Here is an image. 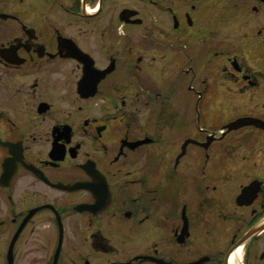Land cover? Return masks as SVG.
I'll use <instances>...</instances> for the list:
<instances>
[{"label": "flooded vegetation", "instance_id": "af4514ba", "mask_svg": "<svg viewBox=\"0 0 264 264\" xmlns=\"http://www.w3.org/2000/svg\"><path fill=\"white\" fill-rule=\"evenodd\" d=\"M0 264H264V0H0Z\"/></svg>", "mask_w": 264, "mask_h": 264}]
</instances>
